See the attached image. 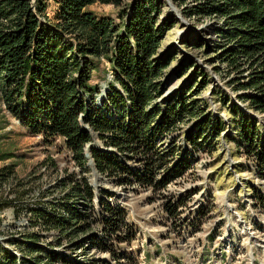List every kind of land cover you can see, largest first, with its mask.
Segmentation results:
<instances>
[{"label":"trees","instance_id":"trees-1","mask_svg":"<svg viewBox=\"0 0 264 264\" xmlns=\"http://www.w3.org/2000/svg\"><path fill=\"white\" fill-rule=\"evenodd\" d=\"M193 1L196 6L189 14L222 20L218 30L225 41L222 60L233 74L236 98L247 109L264 113V0ZM124 2L0 0V101L30 134L45 141L59 138L82 172L90 158L97 172L118 185L161 189L191 168V148L212 150L210 139L225 134L226 126L219 116L207 112L205 102L186 98L183 92L180 98L176 94L157 102L167 65L158 48L169 21L159 19V0ZM96 3L111 4L118 9L116 15L94 12L90 6ZM50 4L55 8L52 16ZM106 62L112 81L97 107L94 77L103 72ZM227 101L233 138L253 157L255 166L264 169V132L255 118ZM184 114L196 119L185 135L187 154L176 156L172 163L178 148L158 147ZM92 133L113 151L87 147ZM48 164L56 167L51 158L43 162ZM58 187V200L32 209V230L20 240L22 258L0 247V264H37L42 258L53 264L57 252L50 249L42 254L38 248L41 231L56 233L55 241H61L87 229L95 194L85 177L70 172L58 180ZM75 204L82 206L77 209ZM100 204L103 238L114 240L126 225L125 213L103 199ZM93 240L90 243L108 250L105 240ZM108 251L113 259L118 257L114 250Z\"/></svg>","mask_w":264,"mask_h":264},{"label":"rangeland","instance_id":"rangeland-1","mask_svg":"<svg viewBox=\"0 0 264 264\" xmlns=\"http://www.w3.org/2000/svg\"><path fill=\"white\" fill-rule=\"evenodd\" d=\"M132 1L125 0L124 4ZM159 5V19L169 23L163 29L158 48L167 65L161 77L164 89L157 102L176 94L180 98L182 92L186 98L195 97L207 104L206 110L213 117L222 119L226 133L210 139L214 146L210 151L208 147V151L191 148V168L163 188L135 183L121 186L97 172L90 158L87 170L82 172L68 150L61 147L59 138L45 141L40 135L30 134L0 101L1 248L22 258L20 240L32 230V209L58 200V180L75 172L85 177L95 194L89 226L61 241H55L56 233L41 231L38 248L42 254L50 249L57 252L58 260L53 264H248L252 253L256 264H264V169L257 168L253 157L233 138L235 130L229 128L226 102L237 103L255 118L261 132L264 113L247 109L236 98L233 74L222 60L225 41L218 35L221 18L189 14V9L196 6L193 0H159ZM90 9L113 16L118 10L111 4L98 3ZM54 10L51 5L48 15L52 16ZM110 74L106 62L103 72L94 77L99 89L97 107L112 81ZM195 119L184 114L171 135L159 145L162 149L171 145L178 148L172 163L178 160L176 156L185 151L187 154L185 135ZM92 138L87 147L113 151L103 145L97 134L92 133ZM47 158L56 167L43 165ZM164 171L157 173V178ZM102 199L125 213L126 225L121 226L114 240L103 238ZM81 206L75 204L77 209ZM93 238L105 240L108 250H114L118 257L113 259L108 250L102 251L90 243ZM46 260L42 258L37 264H45Z\"/></svg>","mask_w":264,"mask_h":264},{"label":"built area","instance_id":"built-area-1","mask_svg":"<svg viewBox=\"0 0 264 264\" xmlns=\"http://www.w3.org/2000/svg\"><path fill=\"white\" fill-rule=\"evenodd\" d=\"M110 78H112V75L110 74ZM263 261H264V251H263ZM249 263V262H248Z\"/></svg>","mask_w":264,"mask_h":264}]
</instances>
